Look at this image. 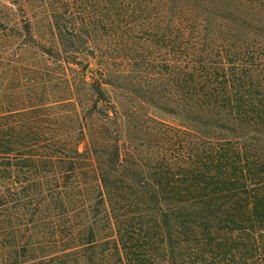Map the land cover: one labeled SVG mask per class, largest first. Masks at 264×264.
Returning <instances> with one entry per match:
<instances>
[{
    "label": "trees",
    "instance_id": "16d2710c",
    "mask_svg": "<svg viewBox=\"0 0 264 264\" xmlns=\"http://www.w3.org/2000/svg\"><path fill=\"white\" fill-rule=\"evenodd\" d=\"M162 10L142 99L178 123L149 116L144 154L105 136L124 116L103 96L111 83L93 87L107 114L83 120L75 150L0 116V264H264V0ZM45 229V241L18 238Z\"/></svg>",
    "mask_w": 264,
    "mask_h": 264
},
{
    "label": "rangeland",
    "instance_id": "374dc122",
    "mask_svg": "<svg viewBox=\"0 0 264 264\" xmlns=\"http://www.w3.org/2000/svg\"><path fill=\"white\" fill-rule=\"evenodd\" d=\"M163 7L166 0H0V116L37 123L47 136L68 141L67 151L75 150L83 120L93 116L99 124L107 114L108 102L95 105L93 87L111 83L103 96L119 102L124 116L120 127L106 126L105 136H130L126 149L144 154L150 136L143 123L149 116L178 123L142 99L152 83L148 62L160 58L162 46L149 28L158 25ZM156 78L150 90L157 100ZM80 142L83 152L87 139ZM42 231H24L18 238L45 241L48 229ZM4 239L0 236V245ZM10 256L0 248V263Z\"/></svg>",
    "mask_w": 264,
    "mask_h": 264
}]
</instances>
